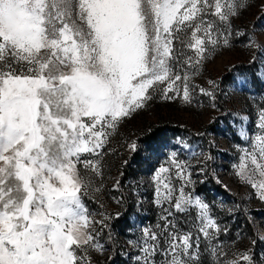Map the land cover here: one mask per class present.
Here are the masks:
<instances>
[{
    "label": "snow or ice",
    "instance_id": "1",
    "mask_svg": "<svg viewBox=\"0 0 264 264\" xmlns=\"http://www.w3.org/2000/svg\"><path fill=\"white\" fill-rule=\"evenodd\" d=\"M245 8L243 0H0V264H95L93 252L106 251L101 232L121 216L91 212L82 199L92 177L103 175L109 136L158 85L164 99H175L168 94L178 91L176 81L189 79L174 72L181 57L198 65L221 41L229 47ZM200 92L215 99V91ZM181 99L191 103L187 83ZM257 127L235 175L264 202V108ZM128 148L139 150L135 141ZM169 161L153 180L155 203L170 208L158 231L144 228L129 241L139 249L136 264H157L158 255L166 257L161 264H200L199 244L168 219L171 208L198 207L207 239L210 229L220 231L208 204L185 192L192 183L185 162L175 153ZM173 168L183 181L176 196ZM250 253L212 254L218 264H254Z\"/></svg>",
    "mask_w": 264,
    "mask_h": 264
},
{
    "label": "rangeland",
    "instance_id": "2",
    "mask_svg": "<svg viewBox=\"0 0 264 264\" xmlns=\"http://www.w3.org/2000/svg\"><path fill=\"white\" fill-rule=\"evenodd\" d=\"M243 3L246 8L233 20L231 34L227 36L229 47H224L221 41V46L205 53L207 58L198 65H189L184 62L185 57H181L174 72L182 78L188 75L189 79L176 81L178 91L168 94L175 99H164V85H158V91L153 93L146 107L125 118L109 136L100 158L103 175L92 177L90 191L82 194V199L91 212L112 216L123 212L128 204V225L112 223L110 230L101 232L99 241L106 251L93 252L95 264H115L111 262L114 252L123 264H136L139 249L129 241H137L144 228L158 231L156 226L163 223L161 216L167 215L164 209L170 208L168 203L162 206L155 203L153 176L162 165H170L172 153L185 162L191 175L192 183L185 192L208 204V215L220 228L219 232L210 229L211 238L207 239L198 231V207H188L179 213L171 208L174 216L168 219L182 232H191L193 240L199 244L200 264H218L212 253L219 249L229 255L251 249L254 264H264V240L260 239L264 236V202L258 199L256 189L242 183L235 175V166L240 164L244 150H251L255 135L260 131L258 113L264 108V0H243ZM184 51L195 59L194 53ZM209 80L216 81L219 87L214 88ZM185 83L191 103L181 99ZM201 88L215 91V99L203 95ZM154 128H162L158 141L152 146L143 144L140 139ZM170 128L185 133L173 135ZM133 141L139 146L135 153L128 148ZM135 154L131 175L119 191V187L114 186L120 180L123 165ZM206 155L212 159L205 161ZM78 167L86 171L82 165ZM249 167L254 166L249 163ZM170 178L176 189L174 196L179 195L183 181L175 175L174 168ZM256 178L260 179L258 175ZM212 180L219 181L217 183L239 203L216 192ZM244 218L251 221L256 239L246 230ZM253 240L257 242L253 244ZM165 258L163 255L155 257L157 264Z\"/></svg>",
    "mask_w": 264,
    "mask_h": 264
},
{
    "label": "trees",
    "instance_id": "3",
    "mask_svg": "<svg viewBox=\"0 0 264 264\" xmlns=\"http://www.w3.org/2000/svg\"><path fill=\"white\" fill-rule=\"evenodd\" d=\"M161 130H162V128H154L147 136H145L144 138L140 139V141L143 144L148 145V146L154 145L158 141V137L160 136ZM169 130H170V132L173 133V135H178V136H181V135H183L185 133V131L177 129V128H170ZM136 157H137L136 154L132 155L127 160L128 163L127 164L124 163L123 168H122V172H121L123 174L120 176V180H119V191H122V187H123L124 182H126V180L130 177L131 172H132V170H131V164L132 163L131 162ZM211 185H212V188L216 192L220 193L221 195H225L228 198H231L233 201H236L237 203H239V201L237 199H235L232 195L227 193L225 191V189H223L217 182L212 180ZM199 194L203 196L202 192H200ZM128 210H129V205L125 204V210L123 212H120L121 213L120 218L119 219H114L113 221H111V224L112 223L113 224L117 223V225H118L119 223H121L122 225H128V221H127V216H128V212H129ZM244 222H245L246 230L250 233L251 236L254 237V239H256V237H255L256 235H255V232H254V227H253L251 221H249L248 219L244 218ZM111 262H113L115 264H123V261L116 255L115 252L113 253V255L111 257Z\"/></svg>",
    "mask_w": 264,
    "mask_h": 264
}]
</instances>
